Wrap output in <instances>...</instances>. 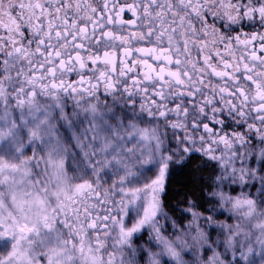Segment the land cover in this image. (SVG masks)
<instances>
[{
  "label": "snow or ice",
  "instance_id": "6c2138e0",
  "mask_svg": "<svg viewBox=\"0 0 264 264\" xmlns=\"http://www.w3.org/2000/svg\"><path fill=\"white\" fill-rule=\"evenodd\" d=\"M0 264H264V0H0Z\"/></svg>",
  "mask_w": 264,
  "mask_h": 264
},
{
  "label": "trees",
  "instance_id": "16d2710c",
  "mask_svg": "<svg viewBox=\"0 0 264 264\" xmlns=\"http://www.w3.org/2000/svg\"><path fill=\"white\" fill-rule=\"evenodd\" d=\"M183 183H187V180H184ZM183 192H184V188L182 187L181 183H176V184L170 185V188H169L170 200H169V202L174 206L176 201L181 198V195L183 194ZM177 193H179L180 195H178ZM171 214L172 213L170 212V215Z\"/></svg>",
  "mask_w": 264,
  "mask_h": 264
},
{
  "label": "rangeland",
  "instance_id": "374dc122",
  "mask_svg": "<svg viewBox=\"0 0 264 264\" xmlns=\"http://www.w3.org/2000/svg\"><path fill=\"white\" fill-rule=\"evenodd\" d=\"M185 222H186V221H185ZM162 223H164V222L162 221ZM166 227H168V228L170 229V224L166 225Z\"/></svg>",
  "mask_w": 264,
  "mask_h": 264
}]
</instances>
